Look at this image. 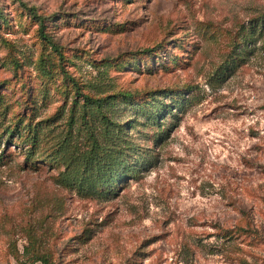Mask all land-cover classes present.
<instances>
[{
  "label": "rangeland",
  "instance_id": "374dc122",
  "mask_svg": "<svg viewBox=\"0 0 264 264\" xmlns=\"http://www.w3.org/2000/svg\"><path fill=\"white\" fill-rule=\"evenodd\" d=\"M0 264H264V0H0Z\"/></svg>",
  "mask_w": 264,
  "mask_h": 264
},
{
  "label": "trees",
  "instance_id": "16d2710c",
  "mask_svg": "<svg viewBox=\"0 0 264 264\" xmlns=\"http://www.w3.org/2000/svg\"><path fill=\"white\" fill-rule=\"evenodd\" d=\"M31 17L37 21L38 23V34L39 37L45 41L53 50H55L56 52H58L59 50L57 49L56 45L53 44L50 41V38L48 37V35L45 33V29L46 26L44 24V18L38 16L34 9L29 10ZM147 51H144L143 53H145ZM123 99H127L130 98L129 95H121ZM114 99V97H111ZM93 104V106H95V108L97 109L96 111H100L101 109V105H102V100H96V99H91L89 97H84V105L85 104ZM95 147V146H94ZM118 146H112L110 151L109 150H105L102 149V147L99 145V149L95 150L96 153H98L99 150H104L105 152L103 153L102 156H97V159L95 161V167H96V179L94 180L96 182V184H98L99 186H102V183H108L111 182V184L114 183L116 177H117V169L118 167H122L126 170L125 175L132 173V169L130 168V165L125 164L124 161H122L123 158V153L119 151V149H117ZM100 173V175L97 173ZM102 173V174H101ZM106 174L107 177L105 175ZM110 184V185H111ZM109 186V185H108ZM246 234H252L253 235V231H251L250 229H247L246 231H244ZM225 238L230 239L231 238V232L230 231H226L224 233ZM42 260V259H39ZM45 261V260H44Z\"/></svg>",
  "mask_w": 264,
  "mask_h": 264
}]
</instances>
